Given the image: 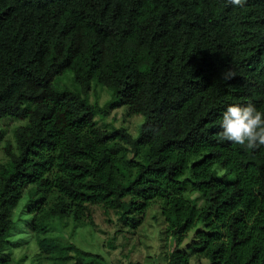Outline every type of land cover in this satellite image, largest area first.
Wrapping results in <instances>:
<instances>
[{
    "label": "trees",
    "instance_id": "16d2710c",
    "mask_svg": "<svg viewBox=\"0 0 264 264\" xmlns=\"http://www.w3.org/2000/svg\"><path fill=\"white\" fill-rule=\"evenodd\" d=\"M94 80L111 91L103 106ZM249 102L264 113V0H0V121H22L15 151L0 127V264L28 187L39 264H104L45 237L50 219L92 225L98 206L126 231L152 204L175 240L165 264H264V146L219 135L226 108ZM122 107L143 116L135 137L95 120Z\"/></svg>",
    "mask_w": 264,
    "mask_h": 264
},
{
    "label": "rangeland",
    "instance_id": "374dc122",
    "mask_svg": "<svg viewBox=\"0 0 264 264\" xmlns=\"http://www.w3.org/2000/svg\"><path fill=\"white\" fill-rule=\"evenodd\" d=\"M71 78L72 73L67 71L57 77L58 84L71 86ZM110 97L111 91L108 88L98 84L95 80L92 82L89 92L90 102L103 106ZM95 120L99 126H105L107 129L125 127L135 137L138 135L139 125L143 122V116H127L125 108L122 107L110 110L107 116H96ZM21 123L20 120L10 118L0 121V127L6 130L5 139L14 151L13 130ZM4 145V142L0 143V163L7 161ZM197 194L186 192L184 197L187 200H193ZM35 200L36 196L32 194L31 187H28L13 211L14 226L7 237L8 245H14L13 264H39L36 236L28 230V224L32 220L28 209ZM89 211L90 217L87 220L91 221L92 225H76L70 218H52L46 222L47 231L44 236L73 244L83 251L99 255L104 259V264H128L130 262L165 264V257L172 250L175 240L172 236H167L164 220L157 204H152L147 209L141 224L136 227L128 226L126 231L117 222L113 213L105 216L98 206H90ZM201 228L200 223L192 228L184 241L178 245V249L184 250L192 240L193 233ZM189 264H209V261L189 256Z\"/></svg>",
    "mask_w": 264,
    "mask_h": 264
},
{
    "label": "clouds",
    "instance_id": "9594fccd",
    "mask_svg": "<svg viewBox=\"0 0 264 264\" xmlns=\"http://www.w3.org/2000/svg\"><path fill=\"white\" fill-rule=\"evenodd\" d=\"M247 0H227V3L236 7H243ZM235 77L231 69L222 73V79L229 81ZM222 140L246 149L255 150L264 146V113L257 110L251 103L232 104L224 111L221 119Z\"/></svg>",
    "mask_w": 264,
    "mask_h": 264
}]
</instances>
